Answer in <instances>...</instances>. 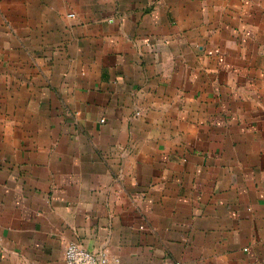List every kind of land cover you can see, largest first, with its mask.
I'll use <instances>...</instances> for the list:
<instances>
[{
  "label": "crops",
  "instance_id": "1",
  "mask_svg": "<svg viewBox=\"0 0 264 264\" xmlns=\"http://www.w3.org/2000/svg\"><path fill=\"white\" fill-rule=\"evenodd\" d=\"M264 264V0H0V264Z\"/></svg>",
  "mask_w": 264,
  "mask_h": 264
},
{
  "label": "built area",
  "instance_id": "2",
  "mask_svg": "<svg viewBox=\"0 0 264 264\" xmlns=\"http://www.w3.org/2000/svg\"><path fill=\"white\" fill-rule=\"evenodd\" d=\"M66 264H111L104 252H94L77 242H69L64 249Z\"/></svg>",
  "mask_w": 264,
  "mask_h": 264
}]
</instances>
